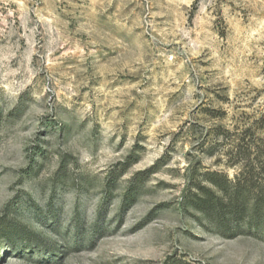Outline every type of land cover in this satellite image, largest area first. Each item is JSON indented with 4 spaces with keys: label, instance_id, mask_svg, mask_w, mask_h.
Listing matches in <instances>:
<instances>
[{
    "label": "rangeland",
    "instance_id": "1",
    "mask_svg": "<svg viewBox=\"0 0 264 264\" xmlns=\"http://www.w3.org/2000/svg\"><path fill=\"white\" fill-rule=\"evenodd\" d=\"M245 143L264 0H0V264H264L183 201Z\"/></svg>",
    "mask_w": 264,
    "mask_h": 264
},
{
    "label": "trees",
    "instance_id": "2",
    "mask_svg": "<svg viewBox=\"0 0 264 264\" xmlns=\"http://www.w3.org/2000/svg\"><path fill=\"white\" fill-rule=\"evenodd\" d=\"M245 148L249 156L238 161L235 178L206 171L200 181L189 182L183 198L203 215L208 230L226 239L264 235V148L251 143Z\"/></svg>",
    "mask_w": 264,
    "mask_h": 264
}]
</instances>
